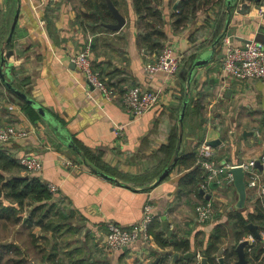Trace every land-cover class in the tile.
<instances>
[{"label":"crops","instance_id":"obj_1","mask_svg":"<svg viewBox=\"0 0 264 264\" xmlns=\"http://www.w3.org/2000/svg\"><path fill=\"white\" fill-rule=\"evenodd\" d=\"M85 1L0 0V124L29 131L26 137L0 149L16 160L28 153L41 159L42 169L34 175L57 187L53 203L60 212L72 216L73 242L78 245L87 238L88 244L91 241L100 251L106 223L131 226L141 219L148 202L155 220L161 222V228L152 231L164 232L169 238L162 227V217H166L171 236L188 239L191 252L195 240L205 245L219 224L228 229L220 248L236 245L228 216L237 193L228 184L226 170L219 182L200 187L211 194L216 208L215 220L209 224L200 222L196 212L205 197L180 191L179 180L190 169L174 165L167 179H157L173 162L167 165L166 147L175 134L178 144L173 160L179 154L197 153L202 143L211 140L221 141L211 148L214 159L226 167L246 164L264 154V79L236 80L222 67L226 37L233 46L257 38L264 44V0H237L229 7V0H216L199 9L181 30L172 26L177 2L161 0L155 4L167 36L164 45H170L181 59L174 76L145 71V63L159 53L145 48L132 0H118L126 24L110 33L92 32L85 28V22L81 24L79 14L86 11L82 6ZM222 16L218 34L215 30ZM88 44L94 65L115 93L112 99L90 87L71 62V57ZM131 86L160 95L157 104L139 117H133L122 103L123 93ZM12 88L37 103L45 116ZM23 104L34 109L39 118L29 117ZM65 161L76 166H67ZM257 169L264 175V166ZM247 195L250 200L244 215L253 212L251 199L259 198L260 193L247 187ZM38 230L39 236H51L40 227ZM151 235L150 244L137 241L121 250L106 251L109 264H128L130 260L148 263L151 258L152 264L157 258L158 264L170 263L175 251L170 246L160 247L153 232ZM85 250L88 258L91 248ZM165 253H169L166 259ZM200 258L198 252L199 264Z\"/></svg>","mask_w":264,"mask_h":264},{"label":"trees","instance_id":"obj_2","mask_svg":"<svg viewBox=\"0 0 264 264\" xmlns=\"http://www.w3.org/2000/svg\"><path fill=\"white\" fill-rule=\"evenodd\" d=\"M112 1L115 6L119 8L118 0ZM132 1L139 15L138 25H140L143 30L141 39L145 44V48L160 53L167 38L162 29V14L156 7L161 0ZM171 1L172 3L177 2L172 26L175 30H181L189 24L199 9L203 6L215 3L216 0ZM82 6L86 11H81L79 17L82 25L85 22V28L92 32H113L105 27L106 24L115 22V19L106 6L105 0H86L82 3ZM224 18V16L220 18L215 32L218 33V31L221 30ZM94 67L97 68L95 65ZM23 109L32 119L39 118L36 111L29 105L23 104ZM177 144L178 139L175 134L170 138L169 145L166 147L169 151L167 165L173 161ZM199 159L198 152L179 154L175 166L181 165L185 169H190V171L179 180L180 191L185 194L194 193L199 198H202L199 194V189L204 184L205 176L199 165ZM21 168L22 167L16 159L0 149V220L3 221L5 225L11 224L16 226L22 223L29 226L30 229L33 227H40L42 231L51 233V236L47 238L44 237L45 239H43L47 241V246L49 247L40 249V251L42 250V257L36 259V261L29 260L26 264H95L90 262L84 255H81V247H72L73 241L65 239V241H59V238L63 237V233L65 229H67V227L62 225V219L69 217L66 216V214L65 217L64 212H60L56 204L52 202L53 198L46 183L38 176L22 172ZM167 177L168 175L163 178L161 182L167 179ZM247 200H250L248 195ZM251 200L254 205L253 212L246 215L243 214L245 211L244 209H232L229 212L228 222L231 226V232L236 245L251 235L248 226L250 223L257 226L259 233L264 232V196L259 198L253 196ZM26 209L27 211L25 212ZM58 216L60 219L55 220L51 218ZM154 227L161 228L159 219H154L151 223L150 233L153 232L154 239L160 247L166 248L170 246L175 252L182 254L191 250L188 239H179L174 235L167 238L164 232L152 231ZM30 232L35 241L37 236L32 229ZM227 236L228 229L226 225H216L205 245L203 242L195 240L193 251L195 253V258L187 260L180 259L174 264L195 263L196 254L198 252L202 257H206L210 264H218L215 258L216 254L217 256H224V264H235L237 253L234 248L236 245L225 249L220 248L222 241ZM196 237H198V235H196ZM220 250L223 251L222 254H219ZM11 252L18 256V259H11L14 260L15 263L19 264L24 260L22 259L23 251L20 246L15 242H1L0 239V264L5 258V254ZM168 254L169 253H165L164 259L168 257ZM245 257L248 264H264V240L254 239V241L245 248ZM165 263L170 264L169 262Z\"/></svg>","mask_w":264,"mask_h":264},{"label":"built area","instance_id":"obj_3","mask_svg":"<svg viewBox=\"0 0 264 264\" xmlns=\"http://www.w3.org/2000/svg\"><path fill=\"white\" fill-rule=\"evenodd\" d=\"M49 0H41L46 3ZM262 14V10L260 9ZM225 52L222 59V67L225 73L236 80H263L264 79V44L251 40L242 46H233L228 37L224 39ZM71 62L84 74L90 87L98 90L104 97L112 99L115 93L108 87L104 75L94 67V62L90 56V44L71 57ZM181 59L178 57L170 45H164L160 53L152 61L144 65L145 71L149 75L156 73H165L168 76H174L180 67ZM158 91H148L140 86L129 87L122 95V103L125 109L133 116L139 117L152 109L159 100ZM29 131L14 125L0 124V146L6 145L11 141L26 137ZM199 165L201 166L205 181L202 185L205 188L210 182L218 181L226 170L227 181L233 185V174L231 168L226 167L213 157L211 146L202 143L198 149ZM260 163L264 166V154L260 157ZM19 164L30 172H39L42 169V161L34 155H24L19 159ZM65 165L73 166L74 163L65 161ZM76 166V165H75ZM245 171L246 187L249 189H258L260 196H264V175L260 173L255 166V160H249L246 164L240 165ZM48 190L51 194H56L58 189L54 184H48ZM197 218L200 222H207L213 219L216 212L214 203L206 200L196 206ZM155 219L153 206L150 202L145 203L141 219L131 225L122 226L114 221L106 223V233L104 245L108 250L115 251L127 248L137 241L150 244L152 235L150 225ZM264 238V232L260 233ZM251 244L254 238L249 235L247 238Z\"/></svg>","mask_w":264,"mask_h":264},{"label":"water","instance_id":"obj_4","mask_svg":"<svg viewBox=\"0 0 264 264\" xmlns=\"http://www.w3.org/2000/svg\"><path fill=\"white\" fill-rule=\"evenodd\" d=\"M105 1H106V6H107L109 12L112 14L113 18L115 19L114 23L106 24L105 27L110 29L111 31H119V30H121L124 27V25L126 24L125 17L120 13L119 9L115 6V4L113 3L112 0H105ZM236 1L237 0H229L228 7L231 6L232 4H234ZM248 1H258V0H248ZM243 6L246 7V8L248 7L246 4H244ZM175 8H176V5H175ZM17 15H18V13H16V15H15L14 23L12 25V30H11V33L9 35V38L7 39V42H9L10 39H11L13 30H14V27H15V24H16ZM255 40L258 41V42L263 43V40L260 39V38H257ZM247 42H250V40L246 41V43ZM198 64L199 63H196V65H198ZM12 89L17 95H19L22 99H24L26 103L31 105L33 108H36L40 114L45 116L42 108L37 103H35L31 98H29L26 94L18 91L15 88H12ZM185 107H186V104L184 103V105H183V107H182V109L180 111V114H179V121L180 122H182V120H183ZM220 143H221L220 140H211V141L207 142V144L209 146H212V147L217 146ZM176 160L177 159L174 158L172 164L168 168H166L163 171V173L158 177L157 182H161V180L163 178H165L169 174L170 170L175 165ZM255 166L257 168H259L260 170L263 168V166L261 165L259 159L255 160ZM231 173L233 174V178H234L233 179V186L235 187V190H236V193H237V201L234 204V206L232 207V209L233 210L244 209L245 205H246V201H247V187H246V181H245V171L243 170L242 166L237 165V166H234V167L231 168ZM212 186H215V185H212ZM199 193L202 196H204L206 200H210L211 199V194H206L204 189H202V188L199 189ZM168 224L169 223H168L166 217H162V227L167 232V235L170 237L171 234H172V231L168 228ZM248 226H249V229H250V232H251V236L254 239L264 240L262 235L259 233L256 225H254L253 223H250ZM248 245H249V240L244 239V240L240 241L235 246L234 249H235V252L237 253V260H236L235 264H248V261H247V259L245 257V248ZM222 252L223 251L220 250L219 254H222ZM190 258H195V253L194 252L189 251V252L184 253V254L179 253V252H174L172 254L170 264H174L176 261H178L180 259L187 260V259H190ZM215 258L217 259V261L220 264H224L223 257H219L216 254ZM158 262H159V259L157 258V259H155L153 264H158ZM200 264H210V263H209V261H208V259L206 257H201L200 258Z\"/></svg>","mask_w":264,"mask_h":264},{"label":"rangeland","instance_id":"obj_5","mask_svg":"<svg viewBox=\"0 0 264 264\" xmlns=\"http://www.w3.org/2000/svg\"><path fill=\"white\" fill-rule=\"evenodd\" d=\"M105 81H106V79H105ZM6 125H9V124H6ZM26 155H33V154H31V153L29 154L28 153ZM19 159L17 160L18 163H19ZM21 170H22V172L29 173V174H32V175H34L35 173H38V172H30V171H28L27 169H25L23 167L21 168ZM46 185H48V184H46ZM47 188H48V186H47ZM51 195H52V198L56 197V195H54V194H51ZM53 201L54 200L52 199V202ZM26 211H27V209L25 210V212ZM59 216L58 217H51V218H53L55 220L56 219H60ZM64 216H65V213H64ZM66 216H68V215L66 214ZM60 217H62V216H60ZM68 217L69 218H63L62 219V225L64 227H67V229H65V232L63 233V237L59 238V241H61V240L62 241H65V240L73 241V224H72L73 223V218H72V216H68ZM215 217H216V212H215V214L213 216L212 221L215 220ZM212 221H210V222L207 221V222H205V224L212 223ZM31 229L35 233V235L37 236L35 241L33 240L32 236L30 234L31 233L30 232ZM31 229L26 224H22L21 223V224H18L16 226L15 225H11V224L5 225V223H3V221L0 220V239H1V242H3V241L15 242L18 246H20V248L23 251V258L22 259H24V260H22V262L19 263V264H26V263H28L29 260L36 261V259H40L42 257V255H43L42 252H41L42 250L40 251V249H43V247H49V246H47V241L43 240V239L47 238L48 236H46L45 233L42 234L43 236H39L38 227H33ZM80 237H83V236L80 235ZM200 237L202 238V235ZM34 242L37 243V244H35ZM88 242H89V240L87 238H85V240H81V242L79 243V245H81V246H79L75 242H72V247H77L78 246V247L83 248L82 252H81V255H84L85 257H87V251L85 250V248H87V246H88V247L91 248V251H92L90 256L88 257L89 260L92 259L93 263H95V264H109V260H110L109 257H108L109 254H107L108 252H106V251H111V250H108L105 247V245H104V247H101V248H103L105 251L103 249H101V248H98V249H100V251H99L97 249H94L93 244H92L91 241H90V244H88ZM17 257L18 256L14 255L13 252L7 253V254H5V258L2 260L1 264H17V263H15L14 260H11V259H18ZM196 260H197L196 262H198L196 264H199L198 259H196ZM144 262H139L138 261V263H137L135 261H131L130 260V262L128 264H152V258L150 259V261L148 263H144Z\"/></svg>","mask_w":264,"mask_h":264},{"label":"flooded vegetation","instance_id":"obj_6","mask_svg":"<svg viewBox=\"0 0 264 264\" xmlns=\"http://www.w3.org/2000/svg\"><path fill=\"white\" fill-rule=\"evenodd\" d=\"M202 257V256H201ZM218 262V261H217ZM218 264H220L219 262H218Z\"/></svg>","mask_w":264,"mask_h":264}]
</instances>
